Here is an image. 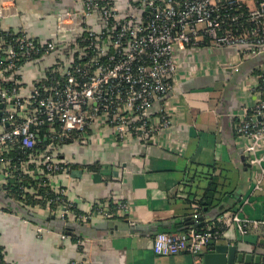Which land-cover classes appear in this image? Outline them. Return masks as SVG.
Returning a JSON list of instances; mask_svg holds the SVG:
<instances>
[{
  "label": "built area",
  "instance_id": "obj_1",
  "mask_svg": "<svg viewBox=\"0 0 264 264\" xmlns=\"http://www.w3.org/2000/svg\"><path fill=\"white\" fill-rule=\"evenodd\" d=\"M78 1L80 11L58 16L53 40L0 30V173L8 194L44 211L56 207L62 217L79 222L129 220L131 203L122 199L94 203L88 214H76L58 180L69 170L58 150L85 142L91 134L100 136L106 128L118 145L158 138L173 121L166 103L174 89L178 53L199 45L234 50L241 61L262 58L243 82L254 101L238 115L236 127L248 141L244 153L249 162L261 166L264 0H138L126 14L113 0ZM40 62L43 77L25 83L21 71ZM232 69L239 71L237 65ZM253 177L258 189L261 173ZM247 203L249 198L243 199L225 217L223 228L156 233L154 253H189L199 262L206 246L230 226L245 236L263 223L245 216Z\"/></svg>",
  "mask_w": 264,
  "mask_h": 264
},
{
  "label": "crops",
  "instance_id": "obj_2",
  "mask_svg": "<svg viewBox=\"0 0 264 264\" xmlns=\"http://www.w3.org/2000/svg\"><path fill=\"white\" fill-rule=\"evenodd\" d=\"M113 2L118 11L126 13L138 0ZM80 9L78 0H0V30L23 32L38 41L53 40L59 33L58 16ZM260 58L241 61L234 50L207 45L187 48L178 53L174 89L166 103L172 125L160 131L158 138L131 139L126 145H118L106 128L96 138L91 134L85 142L76 140L60 147L59 157L68 163L69 170L59 173L58 180L65 186V197L76 208V214H88L94 203L128 200L132 209L129 220L108 221L126 220L145 230L110 234L91 227L106 221L79 222L72 216L62 217L56 207L44 211L22 204L8 194L0 173L3 261L203 264L202 258L197 262L188 253L156 255L152 249L155 234L182 232L178 229L196 228L201 223L223 228L225 217L249 198L245 216L263 223L245 236L230 226L216 243L251 254L250 264H256V256L260 257L258 264H264V158L261 166L251 164L244 153L248 141L236 132L238 115L254 101L243 82ZM236 65L238 72L232 69ZM44 72V62H40L24 68L21 75L29 84L41 79ZM155 117L159 120L158 115ZM259 154L264 157V148ZM260 173L261 183L254 189L253 176ZM204 197H209L203 200L209 207H200L198 201ZM37 216L53 218L46 221ZM78 223L85 227L65 233L67 225ZM152 226L157 230L148 229Z\"/></svg>",
  "mask_w": 264,
  "mask_h": 264
},
{
  "label": "water",
  "instance_id": "obj_3",
  "mask_svg": "<svg viewBox=\"0 0 264 264\" xmlns=\"http://www.w3.org/2000/svg\"><path fill=\"white\" fill-rule=\"evenodd\" d=\"M3 108V104L0 103V116H1V110ZM7 127V125H5ZM40 219L43 220H50L53 217H44V216H37ZM185 220H188L189 223H194V221H190V218H185ZM188 223V224H189ZM85 226L78 224H71L67 225L65 227V233L71 234L73 230L76 229H83ZM92 228L100 231H109L110 234L118 231H142L146 228H142L138 224H132L125 221H106V222H100L96 225H92ZM187 227L179 228L178 230L183 231ZM150 230H157V227H149ZM203 264H250L252 260L251 254H243L238 253L235 246L226 245V244H217L216 242H210L206 248L205 251L200 254ZM254 262L258 264L260 262V257L256 256L254 258Z\"/></svg>",
  "mask_w": 264,
  "mask_h": 264
},
{
  "label": "trees",
  "instance_id": "obj_4",
  "mask_svg": "<svg viewBox=\"0 0 264 264\" xmlns=\"http://www.w3.org/2000/svg\"><path fill=\"white\" fill-rule=\"evenodd\" d=\"M138 4V2L137 3H132V4H130V7H133V6H136ZM125 11L126 10H124L123 12L122 11H119L120 13H123V14H126L125 13ZM3 33V32H2ZM9 39H11V37L9 38ZM200 46H205V45H200ZM260 59H262V58H260ZM18 200H19V198H17ZM204 199H209V197L208 198H206V197H204L203 199H202V202H200V201H198L199 202V204H200V207H209V203H206V200H205V202L203 203V200ZM197 202V203H198ZM202 207V208H203ZM202 208H200V211L199 212H201V209ZM204 211V210H203ZM204 226H208V225H206V224H204V223H201V224H199L196 228H201V227H204ZM214 228H217L216 226H214ZM189 254V253H188ZM190 255H192V254H190ZM193 256V255H192ZM195 257V256H194ZM0 264H4V261H3V254H2V252H1V249H0Z\"/></svg>",
  "mask_w": 264,
  "mask_h": 264
},
{
  "label": "rangeland",
  "instance_id": "obj_5",
  "mask_svg": "<svg viewBox=\"0 0 264 264\" xmlns=\"http://www.w3.org/2000/svg\"><path fill=\"white\" fill-rule=\"evenodd\" d=\"M198 27H200V25Z\"/></svg>",
  "mask_w": 264,
  "mask_h": 264
}]
</instances>
